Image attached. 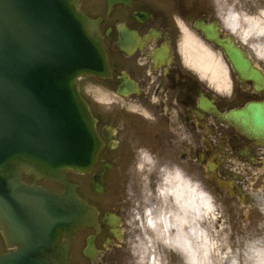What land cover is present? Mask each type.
Returning <instances> with one entry per match:
<instances>
[{"label": "flooded vegetation", "instance_id": "af4514ba", "mask_svg": "<svg viewBox=\"0 0 264 264\" xmlns=\"http://www.w3.org/2000/svg\"><path fill=\"white\" fill-rule=\"evenodd\" d=\"M81 8L100 19L111 76L97 78L100 97L89 102L101 137L106 141L108 135L114 144L110 148L106 142L93 171L102 175L103 191L98 194L93 182L86 197L98 210V229H85L82 248L73 243L71 263L145 264L146 251L150 259L167 261L160 237L136 220L144 218L147 204L158 202L164 175L179 171L210 192L215 228L230 240V256L237 264H254L248 245L264 246V144L215 110L263 102L264 87L257 90L254 82L234 76L229 92L220 94L202 73L191 41L210 55L221 52L196 31V23L205 21L218 24L222 37L233 35L243 43L227 18L238 16L243 30L247 20L262 19L264 0H120L111 9L108 0H83ZM253 61L264 73V60ZM22 180L55 192L64 189L34 175ZM15 250L0 232V255ZM171 264L184 261L174 256ZM222 264L231 262L227 258Z\"/></svg>", "mask_w": 264, "mask_h": 264}, {"label": "water", "instance_id": "95a60500", "mask_svg": "<svg viewBox=\"0 0 264 264\" xmlns=\"http://www.w3.org/2000/svg\"><path fill=\"white\" fill-rule=\"evenodd\" d=\"M119 1L108 0L109 8ZM81 3L0 0V229L6 246L16 249L0 255V264H71L74 236L97 227V209L68 176L91 174L105 147L80 80L111 76L100 20ZM195 28L223 51L239 79L264 87L263 72L234 39L222 38L215 24L199 21ZM215 113L264 143V102ZM105 138L112 148L113 139ZM25 174L58 181L64 190L29 185ZM94 181L102 192V175Z\"/></svg>", "mask_w": 264, "mask_h": 264}, {"label": "bare ground", "instance_id": "6f19581e", "mask_svg": "<svg viewBox=\"0 0 264 264\" xmlns=\"http://www.w3.org/2000/svg\"><path fill=\"white\" fill-rule=\"evenodd\" d=\"M248 30L240 29V18L230 14L227 23L231 29L239 33L242 40L247 42L248 37H264V25L257 20H247ZM199 53H203L200 45L194 41L191 44ZM258 57L264 58V47L255 49ZM203 57L212 59L210 54H203ZM200 68L204 72L207 67L201 58ZM157 196L160 202L147 204L144 212V220L147 227L160 237L163 243L173 249L182 258L185 264H207V260L216 244L213 243L210 231L206 226V217L214 216L213 202L208 194L188 180L181 172L166 173L157 189ZM144 263L148 251L144 252ZM254 264H264V251L254 249ZM148 264H162L157 258H151ZM232 261L231 264H233ZM237 264V261H235Z\"/></svg>", "mask_w": 264, "mask_h": 264}, {"label": "rangeland", "instance_id": "374dc122", "mask_svg": "<svg viewBox=\"0 0 264 264\" xmlns=\"http://www.w3.org/2000/svg\"><path fill=\"white\" fill-rule=\"evenodd\" d=\"M261 27L264 28V25H262ZM249 28L248 24H246L243 27V31H247ZM248 42L250 45L253 46L254 50L256 48L258 49H262L264 47V37H256L255 35H253V33L251 34V36L248 37ZM203 51H205L204 49H202ZM192 52H194V54H196V58L201 57L204 64H206L207 69H205V73H208L211 75L213 81H215V83L217 84V87L219 90H224L227 88V86L231 85V82L234 81V76H230V67L228 65V63L226 62L225 58L220 54L217 53V55H215L214 57H212V59H209L210 61H208V58H204L203 54H205L204 52L199 53L197 50L193 49ZM81 84V89L82 91L87 95V97L92 101V102H96V100L100 97V92H99V87L97 85V80L95 78H84L81 80L80 82ZM146 173L148 171H145ZM70 178L79 184L80 186V190L81 193L83 195H86L88 197L89 195V185L92 183L91 177L90 176H81V175H71ZM50 186H56L55 183H49ZM147 189V188H146ZM202 189L204 192H206L207 194L210 193L204 186H202ZM145 192H149V190H145ZM147 195V194H146ZM157 196V195H156ZM158 202H160V199L158 198V196L156 197ZM214 214V212H213ZM143 219V220H142ZM137 222H139V226L140 228H148L144 218H139L138 220H136ZM215 222H216V218L215 217H206V226L208 227L209 231H210V236L211 239L213 241V243L216 244V249L215 247L212 249V253L209 256L210 258L206 261L207 264H215V262L218 263H223L225 259H229V261H237V258L235 256H230L231 254L233 255V253L231 252V242L228 239V237L224 234H219L218 230L215 229ZM86 238V231L82 232L77 238L76 241L77 242L75 245L82 248V244H84V240ZM167 261H165V264H171V259L173 256V252L171 247L167 246ZM249 249H263L264 246L257 244L255 246L253 245H248ZM79 252V251H78ZM246 252V251H245ZM249 255V254H248ZM247 255V256H248ZM247 258V257H246ZM148 260L146 262V264H148Z\"/></svg>", "mask_w": 264, "mask_h": 264}, {"label": "clouds", "instance_id": "9594fccd", "mask_svg": "<svg viewBox=\"0 0 264 264\" xmlns=\"http://www.w3.org/2000/svg\"><path fill=\"white\" fill-rule=\"evenodd\" d=\"M233 264H236V262L234 261Z\"/></svg>", "mask_w": 264, "mask_h": 264}]
</instances>
